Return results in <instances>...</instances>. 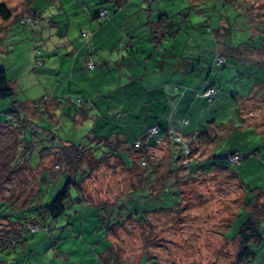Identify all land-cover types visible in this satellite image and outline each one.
<instances>
[{"label":"rangeland","instance_id":"1","mask_svg":"<svg viewBox=\"0 0 264 264\" xmlns=\"http://www.w3.org/2000/svg\"><path fill=\"white\" fill-rule=\"evenodd\" d=\"M54 2L59 8H63L57 18L60 19L58 22L60 29L66 32L67 38H71L70 41L76 39L82 45L87 38L81 37V33L91 32L88 30L90 20L94 22L93 29L98 28L99 24L108 25L102 31V36H106L108 41L118 38L117 33L120 31L114 23L123 17L125 22L131 19L135 26L150 18L151 21L155 20L157 24H161L159 29L168 30L170 26L176 28L174 33L179 30L178 26H181L178 35L182 45L179 44L178 48L181 47L187 54L194 49L187 39L191 38L192 43L200 34L216 39L218 33H224V28L225 31L229 29V36L220 35V48L226 58L225 62L222 67L215 65L210 71L213 73L215 71L216 74L236 68L239 72V74L234 72L236 78L241 75L247 76L243 78L247 86L240 82L232 86L242 95L244 91L250 93L256 82L259 85L264 84V58L257 52L261 49L264 51V37L258 38L255 33L264 30V0H0L12 16L8 21L0 18V66L5 69L7 79L15 89V99L18 101L29 98L37 102L43 96L52 98L55 95L59 112L70 111L74 117L73 107L68 106L67 102L69 96L71 98L73 95L72 99L77 96L78 90L72 87L69 95V77L64 78V73L58 75L46 70L57 61L55 57L50 56L51 62L45 63L44 56L47 52L44 47L53 45L57 25L43 26L47 25V20L44 22L42 20L34 27L13 22L18 17L23 19L27 16V9L43 12L42 15L46 17L52 14ZM101 8L109 10L110 15L95 20L93 13L88 14V11H97ZM114 16L115 21L109 24ZM52 18L56 19L49 17L50 20ZM186 25H195L200 29L193 30ZM201 28L204 31L200 32ZM213 30L215 35L211 32ZM182 37L186 39L183 40ZM168 38L172 43L174 38L171 36ZM183 41L189 45L188 48H185ZM228 44L234 51L230 52L227 49ZM84 49L87 52V48ZM250 53H257L258 59L254 57L244 60L245 55ZM252 62L255 64H250ZM32 86L34 87L30 90ZM215 86L220 91L224 83L221 80L215 81ZM242 87L247 89L242 90ZM43 90H46L45 94H41ZM258 91L259 89L254 90V93ZM232 95L236 96L237 93ZM244 97L238 95V98L232 100L233 104L230 103L231 110L226 108L221 112L217 111L219 108L217 101L215 102V117L218 114L217 118L220 119L216 124L221 126L225 118L226 120L230 118L231 122L226 123V129L215 131V146L207 147L208 152L201 149L203 143L199 145L198 140H194L195 145L199 147L195 154L202 150L204 160L200 161L193 154L189 157L190 160L187 159L185 166L188 174L183 170L175 172L180 192L175 184H170L162 189L159 196L152 198L157 194L158 187L151 191L150 197L147 181L141 178L142 188L132 190L129 194L137 183V178L134 170L127 171L133 166V156L130 157L128 154L122 153L124 154L122 162L126 170L116 160L103 163L95 169L92 168L95 161H91L92 167H84L85 171H90L82 182V193L72 185L71 200L68 201L64 214L55 219L43 217L41 220L49 228V232L42 228L36 234H28L27 231L31 230L28 228L24 234H28L29 242L11 251L12 259L15 257V260H8L7 255L1 253L0 262L138 264L141 257L145 256L148 264H238L236 262L238 243L232 238L245 218L244 210L236 219L235 217L238 210L244 206V195L254 199L259 193L257 188L264 189V137L254 133L250 128L243 127L239 122L241 116L238 110L245 101ZM207 105V108H210L211 104ZM3 107L5 108V105ZM262 115L264 111L259 112L258 117ZM77 118L80 123L75 125L74 121L68 120L67 115L60 116L57 124L42 125L39 121L35 123L39 128L46 130L53 126V133L63 142L67 140L73 144L85 145L89 142L85 136L91 131L92 123L91 120H83L81 114H78ZM111 119L115 127L116 119ZM10 120L11 115L8 110L2 108L0 100V223L4 220L16 227L25 226L26 229V218L33 216L32 210L26 209L38 199L39 169L31 170L25 163L18 134L7 125L10 124ZM127 124L132 129L125 132L128 142L124 145L131 147L135 141L143 140L147 123ZM26 128L30 135L29 127ZM39 128L36 127L34 130L36 136L41 135ZM200 129L203 130V126ZM112 131L117 132L114 128ZM172 145L174 157L169 159L168 164L174 169L186 161V155H183L179 145L174 143ZM102 147L105 148L103 145ZM256 149L259 154L253 155ZM232 150H240L241 154L247 156L241 165L228 163L227 156ZM103 151H106V148ZM165 151L167 148L164 146L156 148L150 153L152 155L150 157L154 156V159L145 158L147 164L153 162L159 165L158 174L165 173L162 166L163 162L167 161L168 154ZM119 155L121 156V152ZM56 157L54 155L50 163L43 167L50 166V169L53 167L47 170L54 174V178L59 177L55 180L51 175L46 184H42L41 199L44 204L67 180L61 178V175L67 176L65 167L60 164L59 169L55 168ZM34 158V156L30 158L31 165ZM44 175L47 178V171ZM80 180L82 176L78 175L75 180L78 181V185ZM146 212L149 213L145 214ZM4 216L7 220L3 219ZM262 223L264 226V220ZM262 234L264 235V228ZM252 249L258 256L256 262L260 263L264 256V241L259 247L252 245ZM253 262L249 261L246 264H254Z\"/></svg>","mask_w":264,"mask_h":264},{"label":"crops","instance_id":"2","mask_svg":"<svg viewBox=\"0 0 264 264\" xmlns=\"http://www.w3.org/2000/svg\"><path fill=\"white\" fill-rule=\"evenodd\" d=\"M39 9L42 10V8ZM52 9V14L46 17L42 15L43 12L38 13V10L35 12L29 9H27V15L37 14L40 17L36 25H39L42 20L43 22L47 20V25L43 26H51V24L57 25L56 27L58 29L54 30L53 35L55 36L53 45L44 47V50L47 51L46 55H44L46 57L45 63L51 62L49 59L50 56L55 57L57 61L55 63L52 62L54 65H50V68H46V70L55 72L58 75L64 73V78L69 77V95L72 87L78 90L77 96H74V99H72L73 95H71V98L69 96L67 102L68 106L72 105L75 114L73 117L70 111L66 113L65 110L60 111V113L56 107L58 101H56L57 97L55 95L52 98L48 96L41 97V101H39L37 107H35V101L29 98L25 101H17L12 107L9 105V102L2 101V108L4 110L10 111L13 108L14 111L18 110V112L24 113L31 127L39 128L35 121H39L42 125L46 123L57 124L59 123V117L62 115H67L68 120L74 121V125L79 124L80 121L77 116L81 114L83 120H91L92 129L85 136L89 142L85 145L79 143V145L93 147L95 148L94 154L99 155L107 152V148L105 147L106 151H103L105 148L102 147L104 139L109 138L113 146L117 145V147L123 148L125 147L124 143L128 142L125 132L132 129L127 123L139 125L140 122H143V124L145 122V124L147 123V127L157 125L162 130L173 127L177 132L186 137H197L199 133H205L203 136H199L197 144L200 145L203 143V148L201 149H205L204 151L208 152L207 147L213 148L215 146V131L226 129V123L231 122L230 118L228 120L225 118L221 122V126L216 124V121L220 119L217 118L218 114L215 117V102L217 101L219 108L217 111H225L226 108L231 110L232 100H235V97L238 98V95H240L245 96V101L239 106L238 114L241 116L239 122L243 127L250 128V130H254V133L264 137V115H262L263 117H258L259 112L264 111V94L262 95L264 84L259 85L256 82L253 89H250V93L249 91H244L242 95L237 92V89H233L232 86L238 82L243 86H247L243 80L247 76L243 77L241 75L236 78V73H234L235 71L238 72L236 68H230L216 74L215 71L214 73L210 71L213 67L215 68L213 60L215 53L222 54L219 37L222 34L218 33L219 36L216 39L214 37L215 40L211 37H203V34H200L198 39L194 38L192 43L191 38L189 40L187 39L189 45L194 48L191 53L187 54L184 49L181 47L178 48L179 44L182 45L180 35H178L181 26H178L179 30L174 33L176 28H171L170 26L168 30L159 29L158 27L161 24H157L155 20L151 21L150 18L145 22L141 21L135 26L131 19H129V22H125V18L123 17L114 23L120 31V33H117L118 38L110 41H108L106 36H102V31L108 25L99 24L98 28L93 29L94 22L90 20L88 30L91 32L86 31L87 37L83 38L87 39L84 40L82 45L76 39L70 41L71 38H67L66 32L60 29L58 25L60 19L57 18L61 15L63 8H59L54 2ZM95 11H88V14L93 13L94 17V14L97 12ZM109 15L110 11L108 10ZM49 17H56V19L52 18L50 20ZM114 21L115 16L108 23L110 24ZM195 25H186V27L189 26L193 30L200 29V27H196ZM201 31H204L203 28H201ZM211 32L215 35L214 30ZM170 36L174 38L172 43L168 38ZM182 38L183 40L186 39L184 37ZM183 44L186 45L185 48L189 47L185 41H183ZM215 44L217 45L216 47ZM84 47L87 48V52H85ZM257 52L264 58V51ZM246 55L244 60L254 59V57L258 59L257 53ZM90 60L94 63L92 69L87 68ZM250 64H255V62ZM212 78L213 80L211 81ZM219 80L224 83V87L220 91L215 86V81ZM211 86L217 91L214 101L209 103L202 93ZM27 89L29 90V87ZM243 89L245 90L247 88L242 87ZM257 89H259L258 93H254V90ZM42 93L45 94L46 90H43ZM233 93H237V95H234V97L232 95ZM78 96L81 98V102H79ZM208 103L211 104L209 105L210 108H207ZM3 105H5V108ZM21 105H25L26 107ZM111 118L116 119L115 127H113ZM202 126L203 130L200 129ZM52 127L48 130L46 128H39L41 135L31 137L32 139L30 140L26 139L27 142H33V146L30 150L29 157L24 159V161L29 169H39L37 185L39 192L37 197L39 198L36 199V202L42 201V184H46V180L48 178L50 179L51 175L54 178V174L49 173L53 167L51 169L50 166L43 168L45 164L50 163V159H53V151H51L50 155L48 154L49 156L44 157L43 162L39 166L37 165L38 153L41 147L43 145L52 147L53 144L50 141L52 138L60 146L61 144L71 143L70 141L65 140L63 142L59 139L57 134L55 135L53 133ZM113 128L117 132H113ZM119 129L120 132H118ZM107 131L111 132L106 133ZM164 147L167 148V151H165L166 154L169 155L170 152H173V145L169 144ZM169 148L171 151H169ZM197 148L199 147L197 146ZM202 150H199L198 154H195V157H198L200 161L202 159L204 160ZM234 152L242 153L240 150H232L230 153ZM255 154H259L257 149L253 155ZM32 156L35 157V160L31 165L30 158ZM47 169L50 170L48 171ZM45 171H47V178L44 175ZM58 178L55 177L54 179L57 180ZM244 197L246 199V195ZM4 254L7 255L8 260L12 259L11 252ZM257 257L256 255L249 261H254V264H264V256L260 263L256 262ZM12 260H15V257ZM0 264L5 263L0 262Z\"/></svg>","mask_w":264,"mask_h":264},{"label":"trees","instance_id":"3","mask_svg":"<svg viewBox=\"0 0 264 264\" xmlns=\"http://www.w3.org/2000/svg\"><path fill=\"white\" fill-rule=\"evenodd\" d=\"M115 7H117V6H115ZM102 9H105V8H101L100 10H102ZM100 10H97V12L94 14V17H93L94 19H97V20L103 19V18L99 17V11ZM107 16H108V14H107ZM26 17H32L34 20L37 19V21L34 24H26L25 23ZM0 18L5 20V21H8L12 18L10 11H8V9L6 8L4 3H0ZM21 20H22V22H21ZM38 20H40V17L37 14H32V15L25 16L23 19L16 18V19H14V22L22 23V24H24V26L34 27V26H36ZM225 29L226 28H224V31H223L224 33L222 35L228 34V36H229V34H230L229 29L226 31H225ZM255 33L258 36V38L264 37V35H263L264 30L259 31V32H255ZM82 34H86L85 37H87V33H81V36H82ZM239 46H241V44ZM239 48H241V47H239ZM227 49H229V51H234V49H231L229 47V45H227ZM255 49H259V48H255ZM261 50H259V51H261ZM221 53L222 54L215 53V57L213 59L215 65L219 66V67L223 66L225 59H226L225 56L223 55V52H221ZM219 57H221L223 59V61H222V63L217 64V60ZM93 65H94V63H93ZM211 88H214V87L211 86ZM215 91H217V90L215 89ZM215 97H216V94H215ZM0 100L9 102V105L11 107L13 105H15V103H17V101H18L15 99V89L9 83L7 76H6L5 69L1 66H0ZM79 100L81 101V98ZM39 101H41V100H39ZM39 101H37V102L35 101V103H34L36 105L35 107L38 106ZM209 103H211V102H209ZM21 106H25V105H21ZM9 113L11 115V119H13L14 122H12L10 120L9 121L10 124H7V125L17 132L18 137H19V142H20L21 148L23 150V157H24V159H27L26 157H29L30 152H31L30 150L33 146V142L32 143L29 141L27 142V140L28 139L30 140L34 136H36V134H35L36 131H34L36 129V127L30 126V122H29V120H26L24 113L18 112V110L14 111L13 108L9 111ZM26 126H28L30 129V135H27L28 132H27ZM154 126L158 128V132H159L158 136H156V137L151 136L148 132V129L150 127H154ZM170 128H173V127H169L165 130H162L157 125H150L146 128V132H145V135L143 137V140L135 141V143H133V145L131 147L128 146V147H123V148L120 147L119 148V147H117V145L113 146V144L111 143V140L109 138L108 139L106 138V139H104V142L102 143V145L107 148V152L102 153V154H106V155H102V154L97 155L96 153L94 154L95 148H93V147H84L82 145H79V144L76 145V144H72V143L61 144V146H60L59 143H57V144L55 143L53 138L50 139V141H52L53 145H52V147L51 146H45V145H43L41 147V150L38 153L37 165L39 166L41 164V162H43L44 157L49 156L51 151H53L52 153L55 156H57L56 157V163L54 164L55 168L59 169L60 164H62L66 169L67 176L61 175V178L62 179L65 178L67 180L62 184V187L60 188V190L45 204L42 201L36 202V200H35L34 201L35 204L33 203L27 209L25 208L26 210L31 209L32 215H33V216H31L33 219L30 218V216H28V218H26V222H25L26 229H25V226L16 227V226L11 225L10 223H8L7 221H4V220H3V222L0 223V226H1V228H0V254L11 252L12 250L15 251L19 246L22 247L23 245L27 244L29 242L28 234H36L42 228H44V230L49 232V228L45 224H43L41 222V220L43 219V217H49L50 219H55V218L64 214L66 205H67L68 201L71 200V198H70L71 186L74 185L75 187H77L78 191L81 192L82 182L85 180V178L87 177V175L89 174V171H90V170L85 171L86 169L84 167L85 166L86 167L87 166L92 167L91 161H95V166L92 167L94 169L103 163H107V162L109 163V161H111V160H114V161L116 160L117 162L121 163V165L123 166L124 164L122 162V159H123L124 154H128L130 157L133 156V166L131 168L127 169V171L134 170V172L136 174V178H137V183L128 192L129 194L132 190H140L142 188L141 178L144 179L145 181H147V184L150 188V192H149L150 197H152L151 191L154 188L158 187L157 194L155 196H153L152 198H156L157 196H159L161 194L162 189H164L166 186H168L170 184H175L178 187V185H177L178 184L177 183V177L178 176L176 173L179 170H183L184 172H186L185 166H186V163L188 162L187 159H189V157H191L193 154H195V151L197 149V146L195 145L196 141L190 142V144H189L190 151L188 154L185 153L184 149L182 148V146L180 144H177L182 149L183 155H186L185 156L186 161H184V163L181 162L182 163L181 165H178L176 168L174 167V169H171V167L169 166L168 163H169V159H173L174 156H172V155H174V154L172 152H170L169 155L167 156V161L165 163L163 162V165H162L165 169V173L160 172L158 174L157 172H158L159 165L154 164L153 162L150 164H147V161L145 159L146 157L154 159V156L150 157V156H152V155H150L151 151L156 150V148L160 149L162 146H165V145H169V144L172 145L174 143L171 139L168 138V129H170ZM173 129L175 130V128H173ZM177 133L179 135H181L184 139H188L189 141L193 137V136L186 137L179 132H177ZM204 134L205 133H199V135H197V137H196L197 138L196 140H198L199 136H203ZM25 135H26V138H25ZM157 137L161 138L160 146L159 147L152 146L155 138H157ZM101 141H103V140H101ZM174 144H176V143H174ZM98 145H100V144H98ZM169 151H171L170 148H169ZM119 152H121V156L119 155ZM122 153H124V154L122 155ZM230 154H232V153H230ZM245 157H247V156L243 155V161H244ZM139 162H140V164H139ZM170 162H171V160H170ZM124 169H125V167H124ZM85 172H87V174H85ZM190 172H193V171H190ZM186 174H188V172H186ZM78 175L82 176V180H80L79 185L77 183L78 181H75L76 177ZM178 189H179V187H178ZM257 190L259 191V193L256 195V197L254 199L249 197L248 195H246V199L244 197V201H243L244 206L238 210L237 215L235 217V219H236L238 217V215L240 214V212L242 210H244L245 218H244L241 226L239 227V230L237 231L236 235L232 238V239H235L238 243V252L236 254V262L238 264H244L247 261L253 259L256 256V252H255V250L252 249V245L259 247L261 245V243L264 241V235L262 234V229L264 228L263 223H262V221L264 220V217H263L264 216V189L257 188ZM178 191L180 192V189ZM79 192H78V194H80ZM80 196H81V194H80ZM82 196H83V194H82ZM120 197H122V195ZM126 197H128V195ZM80 198H82V197H79V199ZM2 203H4V202H2ZM161 211H163V210H161ZM127 213H128V211H127ZM147 213H149V212H146L145 214H147ZM3 219H6V216H4ZM233 221H232V223H233ZM28 226L31 227V230L28 229V228H30ZM27 230H29V231H27ZM25 231L28 232L27 235L24 234V233H27ZM138 264H148L146 261V257L145 256L141 257Z\"/></svg>","mask_w":264,"mask_h":264},{"label":"built area","instance_id":"4","mask_svg":"<svg viewBox=\"0 0 264 264\" xmlns=\"http://www.w3.org/2000/svg\"><path fill=\"white\" fill-rule=\"evenodd\" d=\"M108 14V11L106 9H102L99 11V17L100 18H105ZM36 19L34 20L32 17H26L25 18V23L26 24H34L36 23ZM83 37L86 36V34H82ZM223 59L221 57L218 58L217 60V64H220L222 63ZM93 61L90 60L88 62V68H93ZM203 96L207 99L208 102H212L214 99H215V94H216V91L214 88H207L204 90V92L202 93ZM12 122H14L13 119H11ZM148 132L151 136L153 137H156L158 136V128L157 127H150L148 129ZM168 138L171 139L174 143L176 144H180L182 146V148L184 149L185 153H189L190 151V148H189V144L190 142L194 141L196 139V137H192V139L189 141L188 139H184L181 135H179L173 128H170L168 129ZM161 144V138L160 137H157L155 138L154 140V143L152 146H156V147H159ZM228 163L231 164V165H239L242 161H243V155L241 153H232L230 154L228 157ZM30 227V226H28ZM27 227V228H28ZM31 229V227H30Z\"/></svg>","mask_w":264,"mask_h":264}]
</instances>
